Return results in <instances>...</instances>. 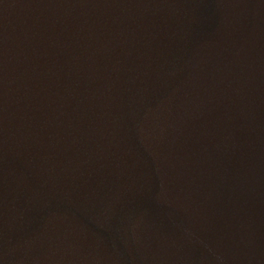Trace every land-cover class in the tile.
Segmentation results:
<instances>
[{
	"label": "water",
	"instance_id": "95a60500",
	"mask_svg": "<svg viewBox=\"0 0 264 264\" xmlns=\"http://www.w3.org/2000/svg\"><path fill=\"white\" fill-rule=\"evenodd\" d=\"M0 264H264V0H0Z\"/></svg>",
	"mask_w": 264,
	"mask_h": 264
}]
</instances>
